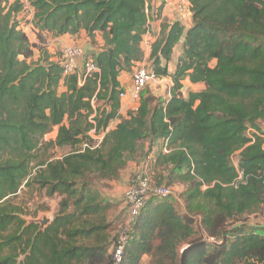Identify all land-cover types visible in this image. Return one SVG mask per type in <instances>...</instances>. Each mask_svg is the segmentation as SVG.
Returning <instances> with one entry per match:
<instances>
[{"label":"trees","instance_id":"16d2710c","mask_svg":"<svg viewBox=\"0 0 264 264\" xmlns=\"http://www.w3.org/2000/svg\"><path fill=\"white\" fill-rule=\"evenodd\" d=\"M29 3L41 43L43 34L84 31L94 40L100 32L104 48L94 58L99 73L79 85L76 74L63 75L47 50L17 29L19 0H0V264H112L117 236L112 239L106 214L113 204L98 193L93 178L117 179L141 141H148L150 152L156 146L148 158L158 176L154 184H162L165 169V185H186L184 211L169 197L149 198L128 233L120 264H141L143 256L151 264H264V229L243 219L264 209L263 139L248 143L245 136L247 127L259 130L264 122V0H189L192 24L170 74L169 96H140L135 113L121 117L98 147L82 151L83 142L92 143L91 128L103 131L117 117L119 74L143 59L145 0ZM183 31L178 21L163 24L152 42L148 60L156 77L168 75ZM185 78L205 88L183 96ZM92 113L95 125L88 122ZM54 126L55 139L45 141ZM63 147L71 151L60 158L39 155ZM237 150L235 168L230 157ZM237 169L243 182L234 185ZM31 184L47 196H61L42 228L21 218L11 201Z\"/></svg>","mask_w":264,"mask_h":264},{"label":"built area","instance_id":"2783aa9c","mask_svg":"<svg viewBox=\"0 0 264 264\" xmlns=\"http://www.w3.org/2000/svg\"><path fill=\"white\" fill-rule=\"evenodd\" d=\"M146 1L147 0H145V12L147 14ZM21 3L24 5L21 8L22 10H20L21 12L18 14V16H21V18H18V20L21 19L22 22H19L17 29L22 30L27 36V29L30 30L32 34H36L37 30L33 26L34 8L30 5L29 0L21 1ZM176 8L179 10L181 15L189 13V0H178L176 3ZM94 58L95 53H85L83 49L77 44H66L59 50L56 61L60 64L63 70V75L76 74L78 77V84L82 85L88 76L94 73H99V68L95 64ZM132 69L133 70L130 74V88L128 90L123 89L119 94L120 104L117 117L109 121L108 126L103 131H99L97 133L95 127L91 128L87 134L91 138L92 143L83 142L81 145V151L85 147L90 149L98 147L106 131L114 127L115 123L118 122L121 117H126L127 113H135L139 106L141 92L151 81L158 78L153 74V71L143 63L141 64L136 62ZM91 106L93 109H95V102L93 98L91 99ZM122 110H125V113ZM94 115L95 113H92L88 116V122L92 123L93 125H95ZM57 128L58 126H54L50 132L45 134L44 140H54L57 134ZM245 136L250 140L248 143L253 142L256 136L261 137L263 139L262 147L264 149V132L247 127ZM162 151L165 153L168 152L166 146L162 148ZM238 155L239 150L235 151L230 157L231 163L235 168H237L238 165ZM238 182H243V175L239 170L238 176L233 184L237 185ZM205 187L206 185L202 186V188ZM172 194L173 189L171 186L165 184L156 185L148 178L147 175L140 171L133 175L130 183L124 189L122 194V203L126 210L127 216L114 242L112 264H120L122 251L125 243L127 242L128 233L132 229V226L146 201L151 197L168 198ZM261 217L262 221L264 222V214Z\"/></svg>","mask_w":264,"mask_h":264},{"label":"rangeland","instance_id":"374dc122","mask_svg":"<svg viewBox=\"0 0 264 264\" xmlns=\"http://www.w3.org/2000/svg\"><path fill=\"white\" fill-rule=\"evenodd\" d=\"M13 1L15 0H4V3L8 4ZM21 1H24V0H19L20 3ZM21 4L22 6L24 5L23 3ZM16 18L17 19L21 18V16H17ZM19 20H20L19 22H22L21 19ZM27 33H28V36L32 38L31 31L27 29ZM46 42H47V38L43 37L42 44L44 46H39V45L37 46H39V48L43 50H46V47H47ZM143 48H144L143 51L147 52L145 45L143 46ZM38 51L39 49L37 47H34V55L38 56ZM139 63L145 64L150 69V63L148 59H146V61L142 59ZM132 70L133 69L131 68V71ZM130 74L131 72H129L128 80L131 84ZM154 80L150 82V83L153 82L154 87L151 86V89H150L148 87L150 84L149 83L147 86H145L140 96L141 97L144 95L152 96L151 90L155 88L158 92V94L156 93L157 96L155 98H161L162 100H165L168 97L167 94L169 93V87H168L169 85H167V83H164V82H158V81L154 82ZM159 90L161 91L159 92ZM122 111L125 113V110H122ZM258 127H259L260 132H264V122H259ZM138 148H139L138 153L134 157L129 156L127 158V164L125 168L123 169V171L119 174L117 179L112 180V181H106V180H99V179L96 180L93 178V184H94L95 189L98 191V193L104 198L109 199L113 204L106 214V220L110 226L109 232H110L112 239L118 235L126 219V216H127L126 210L121 201L122 193L120 190L121 185L126 182L125 179H127V183L129 184L133 175L136 172L141 171V170H144L149 175L148 178L151 181L155 182V180L158 179V176L152 173L153 172L152 167L148 161L149 155H150V158L153 156L154 151L156 150V146H153L152 151L150 152L149 151L150 146H149L148 141H141L139 142ZM41 151L42 150H40L39 155H41L43 159L48 160V159L60 158L64 154L70 152L71 148L69 147L47 148V150L42 151V152ZM34 170L35 169L33 168L32 173L34 172ZM162 174H163L162 184H166L167 171L165 169L164 170L162 169ZM128 184L125 185L124 188H126ZM169 185L173 189V194L168 199L173 202L177 211L183 212L184 206H183L182 194L185 190L186 185L178 181H173ZM60 199H61V196L57 194H54L52 196H47L44 190L39 189L37 185L31 184L30 186L22 185L17 195L11 198V201L13 204L19 207L21 211L20 213L21 218H23L27 222L32 221L34 223H37L40 226V228H42L46 224L41 225V221L44 220V218H47L49 221L52 220L53 216L57 212ZM263 214H264V209H261L253 213L244 215L243 219L246 221L247 224L250 223L252 225H257L258 227H261L264 229V222L262 221V217H261ZM151 262L152 261L149 256L142 257L141 264H151Z\"/></svg>","mask_w":264,"mask_h":264},{"label":"crops","instance_id":"0c3cea01","mask_svg":"<svg viewBox=\"0 0 264 264\" xmlns=\"http://www.w3.org/2000/svg\"><path fill=\"white\" fill-rule=\"evenodd\" d=\"M178 0H147L146 1V9L148 14V27L147 32L142 36V40L140 42V47L144 50L143 46H146L147 52H144L143 60L149 58L150 54V46L152 42H154L161 35L162 25H171L172 23L178 21L183 27L184 31L181 35L179 41L173 47L170 59L167 63V72L168 75L164 77H158L154 80V82H164L171 85V77L170 74L173 73L178 56L182 50V43L185 35V31L191 26L192 18L191 12L181 15L179 10L176 8V3ZM44 38H47V47L46 50L51 56L52 60H56L57 55L59 54V50L66 44H77L80 46L85 53H99L104 48V40L101 36L100 32H96L94 36V40H91L84 31H81L78 35H69L64 34L58 37L52 36L51 34H43ZM29 41L35 43L39 46L43 44L38 40L37 35L35 33L32 34V38L28 36ZM39 53V52H38ZM39 55V54H38ZM38 56L34 55V59ZM140 62V61H139ZM150 63V62H149ZM163 63V62H162ZM151 69V67H150ZM129 73L121 72L118 76V81L120 83L121 88L128 90L130 88V82L128 80ZM182 95L185 96L188 91L198 92L205 88L204 83H191L188 78H185L182 81ZM153 86V82L149 84V88L151 89ZM154 90V91H153ZM151 90L152 96L156 97L158 92L154 88ZM161 90H159L160 92ZM157 93V94H156ZM169 96V93L167 94ZM125 183L121 185L120 190L123 194L124 187L127 185V179H125ZM122 201V199H121Z\"/></svg>","mask_w":264,"mask_h":264},{"label":"water","instance_id":"95a60500","mask_svg":"<svg viewBox=\"0 0 264 264\" xmlns=\"http://www.w3.org/2000/svg\"><path fill=\"white\" fill-rule=\"evenodd\" d=\"M111 55H112V50L110 49L109 50V57H111ZM48 221L49 220L47 218H44V220L41 221V225H45L46 223H48Z\"/></svg>","mask_w":264,"mask_h":264}]
</instances>
